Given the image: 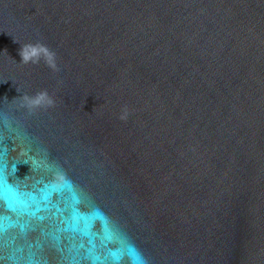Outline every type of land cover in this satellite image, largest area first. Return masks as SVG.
<instances>
[{"label": "water", "instance_id": "95a60500", "mask_svg": "<svg viewBox=\"0 0 264 264\" xmlns=\"http://www.w3.org/2000/svg\"><path fill=\"white\" fill-rule=\"evenodd\" d=\"M0 174L24 199L70 181L102 258L122 239L144 264H264V0H0ZM33 223L0 264H88L86 237Z\"/></svg>", "mask_w": 264, "mask_h": 264}, {"label": "snow or ice", "instance_id": "6c2138e0", "mask_svg": "<svg viewBox=\"0 0 264 264\" xmlns=\"http://www.w3.org/2000/svg\"><path fill=\"white\" fill-rule=\"evenodd\" d=\"M54 195L59 198L60 202L65 204L64 208H61L60 204L53 200ZM0 202L6 205L7 210L16 213L17 216L27 217V219L22 221L17 220L12 222L8 217L0 216V240H2L8 228L18 227L22 234H26L29 230H34L38 227V224H34L33 221L43 222L46 219H56L58 220L59 227L56 228L54 233H45V235H51L56 245L60 243V235L56 233H71L72 238L76 235L86 237L90 247L86 250L87 255L83 259L88 264H123L125 255L130 257L132 264H144L137 250L122 239L119 241L120 248L118 251L108 249L103 258L101 255L96 254L95 235L91 231V221L93 219H103V217L99 214L91 216L80 211L79 205L81 204V200L79 195L72 183L67 179L61 178L56 182L46 184L41 189L39 199L35 196L24 199L18 190H14L7 183L3 174H0ZM33 205H35L34 208ZM41 211H48L51 215L49 217L39 215ZM66 212L68 213L67 216L64 215ZM6 220L8 221L7 224L4 223ZM113 240V234L105 221L103 241L111 243ZM83 247L84 245L81 244L80 248ZM44 264H47V262L45 261ZM70 264H82V262L73 258Z\"/></svg>", "mask_w": 264, "mask_h": 264}, {"label": "clouds", "instance_id": "9594fccd", "mask_svg": "<svg viewBox=\"0 0 264 264\" xmlns=\"http://www.w3.org/2000/svg\"><path fill=\"white\" fill-rule=\"evenodd\" d=\"M19 55L22 58L21 61L25 64L38 63L39 60L43 58L49 67L57 70L55 53L42 44H25L19 50ZM23 101L24 105L29 108H35L44 105L51 106L54 103L46 91L37 93L35 96L25 95L23 97ZM121 119H126V114L122 116Z\"/></svg>", "mask_w": 264, "mask_h": 264}]
</instances>
